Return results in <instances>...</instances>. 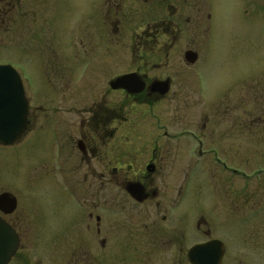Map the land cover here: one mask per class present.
<instances>
[{
  "label": "rangeland",
  "instance_id": "374dc122",
  "mask_svg": "<svg viewBox=\"0 0 264 264\" xmlns=\"http://www.w3.org/2000/svg\"><path fill=\"white\" fill-rule=\"evenodd\" d=\"M195 1L42 0L35 19L11 25L4 14L0 65L11 64L22 76L36 125L38 104L53 106L65 69L73 71L70 84L78 90L95 81L108 85L133 68L172 79L169 96L148 109L145 133L153 140L161 134L159 143L173 139L162 209L153 206L145 215L160 221L172 213L167 231L137 232L146 253H72L63 247L69 238L57 246L54 236L35 234L29 225L12 264H187L186 250L212 238L226 245L223 264H264V0ZM188 50L198 53L196 63L185 59ZM197 137L205 151L217 153L194 154ZM24 154L21 141L0 149V184L21 203L26 186L36 196L39 180ZM92 244L98 245L96 237Z\"/></svg>",
  "mask_w": 264,
  "mask_h": 264
},
{
  "label": "flooded vegetation",
  "instance_id": "af4514ba",
  "mask_svg": "<svg viewBox=\"0 0 264 264\" xmlns=\"http://www.w3.org/2000/svg\"><path fill=\"white\" fill-rule=\"evenodd\" d=\"M41 1L37 0L35 6V0H0V22H4V14L10 25L35 19V10ZM16 17L18 19L13 20ZM210 18L209 15L208 20ZM171 21L174 23V19ZM187 22H191L190 18ZM144 33L149 35L150 32ZM153 36L156 41L157 34ZM71 72L70 69L60 71L59 84L53 91V106L47 107L42 101L38 104L37 125L33 122L32 101L24 83L29 104L27 129L15 143L0 144V149H8L23 142L25 165L39 174L36 191H32L36 196H31V187L26 186L22 203L11 188L0 184V198L9 193L17 200L13 211H8L10 207L0 206V221L18 238L15 252L7 264L18 258L22 232L28 230L29 225L35 234L54 236L57 246L64 241L62 238H69L68 244L63 246L67 252L88 253L90 248H95L107 254L125 255L146 253L147 246L141 245L145 238L142 235L136 239L137 232L154 227H159L160 232L167 231L163 226L172 217L169 211L160 221L145 216L148 208L162 209L161 187L167 185L164 174L171 169L173 160L170 162V158L174 156L173 147L169 145L172 138L159 143L161 134L155 137L157 140L145 134L148 129L146 115L152 104L169 96L172 79L150 78L146 72L133 68L110 79L108 85L95 81L87 90H84L85 86L78 90L77 85L70 84L73 80ZM87 72L80 78L84 79ZM127 74H135L143 86L134 82L130 86L138 91L133 92L112 88L113 80ZM62 81L67 84L60 85ZM157 81H169L166 94L153 91V83ZM162 134L168 135L167 132ZM196 139L199 148L193 150L194 154L217 153L216 149L205 151L202 148L204 141L199 137ZM143 209L146 213L141 212ZM171 228L169 225L168 229ZM93 237L97 238L98 245L92 244ZM213 239L217 238L206 241ZM180 247L177 246L178 251ZM152 248L154 246H149ZM189 249L186 250L187 264H190ZM154 263L148 261V264ZM72 264L87 262L73 261Z\"/></svg>",
  "mask_w": 264,
  "mask_h": 264
},
{
  "label": "water",
  "instance_id": "95a60500",
  "mask_svg": "<svg viewBox=\"0 0 264 264\" xmlns=\"http://www.w3.org/2000/svg\"><path fill=\"white\" fill-rule=\"evenodd\" d=\"M185 59L193 64L198 60V54L192 50L185 53ZM136 82L139 87L143 86L141 81L136 79L135 74H127L118 77L110 84L112 88H125L130 92L133 90L130 85ZM153 91L166 94L169 91V81H157L153 83ZM28 101L25 96L23 81L16 69L10 65H0V144L11 145L21 138L28 125ZM140 197V196H136ZM140 200L143 197L139 198ZM17 200L9 193L0 198L1 207H10L13 211ZM18 238L9 227L0 221V264H7L15 252ZM225 255V244L218 239L206 243L197 244L188 251V258L191 264H223Z\"/></svg>",
  "mask_w": 264,
  "mask_h": 264
}]
</instances>
